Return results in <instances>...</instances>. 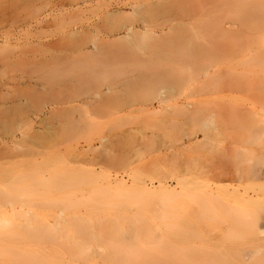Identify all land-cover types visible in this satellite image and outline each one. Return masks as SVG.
<instances>
[{
    "label": "rangeland",
    "instance_id": "1",
    "mask_svg": "<svg viewBox=\"0 0 264 264\" xmlns=\"http://www.w3.org/2000/svg\"><path fill=\"white\" fill-rule=\"evenodd\" d=\"M263 39L264 0H0V264H264Z\"/></svg>",
    "mask_w": 264,
    "mask_h": 264
},
{
    "label": "bare ground",
    "instance_id": "2",
    "mask_svg": "<svg viewBox=\"0 0 264 264\" xmlns=\"http://www.w3.org/2000/svg\"><path fill=\"white\" fill-rule=\"evenodd\" d=\"M136 31V29L134 27H128L126 28L125 32H124V37H129L131 35L134 34V32ZM151 31V30H150ZM153 31V30H152ZM152 33V32H151ZM154 34V33H153ZM162 36V35H161ZM158 37V35L156 36ZM155 37V38H156ZM157 39V38H156ZM264 40V39H263ZM233 57V56H232ZM235 59V58H232ZM244 63H245V72H244V76H264V46L261 44L260 46H253V47H246V57L243 59ZM141 76V75H140ZM109 89V87H108ZM109 91V90H107ZM37 118V117H36ZM43 119V118H42ZM41 119V120H42ZM260 121V120H259ZM39 122V120H38ZM42 123V121H41ZM262 123V122H261ZM264 123V122H263ZM32 129V128H31ZM37 130V129H36ZM36 130H34L33 132H37ZM28 132V131H27ZM25 132V133H27ZM24 133H22L23 135ZM24 136V135H23ZM22 136V137H23ZM25 137V136H24ZM174 149V148H173ZM173 151V150H172ZM147 187L146 185L144 186V188ZM99 199V198H98ZM117 202L115 201H105L102 199H100L98 201V206H100L101 211H103L104 213H107L108 216H110L113 220L117 221L118 217L116 215V213L118 212V210H116L114 208V205H116ZM92 205V204H90ZM110 207V208H109ZM94 208V207H93ZM92 208V209H93ZM99 208V207H97ZM97 213V212H96ZM99 214V213H98ZM182 216V215H180ZM3 223V222H2ZM10 223V222H8ZM7 223V224H8ZM11 225V224H10ZM4 226V224H3ZM1 228V227H0ZM5 228V227H4ZM8 228V227H7ZM255 228V227H254ZM262 228H264V218L263 220L260 222L259 225H257V228L252 229L253 233L255 231V233H261L263 232V230H261ZM261 230V231H260ZM80 247L82 248L81 244ZM264 259V258H263ZM262 259V260H263ZM264 261V260H263Z\"/></svg>",
    "mask_w": 264,
    "mask_h": 264
}]
</instances>
